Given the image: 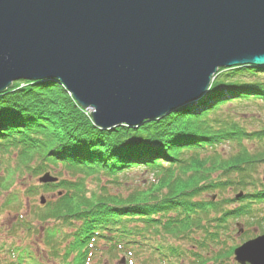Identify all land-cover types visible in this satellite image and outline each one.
<instances>
[{"label": "trees", "instance_id": "trees-1", "mask_svg": "<svg viewBox=\"0 0 264 264\" xmlns=\"http://www.w3.org/2000/svg\"><path fill=\"white\" fill-rule=\"evenodd\" d=\"M222 76L197 103L143 121L138 129L94 125L56 80L16 82L0 93V139L21 144V161L32 160L36 150L71 175L47 184L64 191L36 215L55 220L45 227L43 241L57 264H91L97 242L113 253L127 248L165 257L192 252L197 257L190 264H224L237 243L222 236L230 238L236 219L244 220L246 238L264 232V126L248 130L229 115L217 118L225 104L264 103V67L230 68ZM224 143L235 150L218 153L216 146ZM136 169L151 170L156 182L127 196L108 194L101 184L102 175L117 182L120 173ZM88 176L99 186L89 195ZM212 191L229 195L203 196ZM171 212L175 215L166 216ZM251 226L257 233L248 230ZM192 235H200L191 242L205 247L208 257L193 244L184 249L174 242ZM37 262L29 247L0 244V264Z\"/></svg>", "mask_w": 264, "mask_h": 264}, {"label": "water", "instance_id": "water-1", "mask_svg": "<svg viewBox=\"0 0 264 264\" xmlns=\"http://www.w3.org/2000/svg\"><path fill=\"white\" fill-rule=\"evenodd\" d=\"M240 66L264 67V0H0V93L54 79L103 129L195 103ZM234 257L264 264V234Z\"/></svg>", "mask_w": 264, "mask_h": 264}, {"label": "rangeland", "instance_id": "rangeland-1", "mask_svg": "<svg viewBox=\"0 0 264 264\" xmlns=\"http://www.w3.org/2000/svg\"><path fill=\"white\" fill-rule=\"evenodd\" d=\"M225 71L226 69L222 71L221 74L220 72L214 74L210 81V86L213 80L223 78L222 73ZM24 81L27 80H18L16 82H18L20 86H23L25 83ZM16 82H13L9 87L13 85L15 86ZM228 83V80L224 81V84ZM262 103L263 102L249 101L228 105L225 104L220 107L219 112L217 113L219 116L217 118L220 119L221 116L229 115L237 124L244 126L248 130L258 129L261 126H264V103ZM257 104L261 105L258 106ZM89 110H91V108H89ZM89 110H87L86 113H89ZM253 114L254 116L251 117ZM139 126L140 125H134L133 128L138 129ZM114 128L115 127L110 128V130ZM10 148V145H7L6 143H0V243L28 246L39 257V259L44 257L47 264H57V259L53 258L52 254L47 251V245L43 241V238L46 237L45 227H53L52 225H54L55 220L48 219L40 221L37 217L41 212L46 210L49 200L55 198V192L50 191L49 188L40 187L38 182L39 175L26 170L24 165L22 166L21 164V159L19 158L21 157L20 154L17 153L16 149L10 151ZM233 150H235V147L226 143L218 144L216 146V151L220 154H228ZM207 151L210 154L212 153V149L208 148ZM35 163H37V159ZM59 168L61 171L52 166V170L49 167V171L53 175L70 179L71 175L69 172H66L65 168H62V166H59ZM156 177L157 176L153 174L151 170L136 169L120 173L117 182H112L110 179L105 178V175H102L100 181L108 194L127 196L126 194H129L136 189L150 188L149 184L152 183V179ZM85 182V187L88 192L87 195H89L91 191H99V186L93 182L91 176H88ZM14 193L15 196L12 198L11 195ZM212 193L229 195L227 194L228 192L224 191H212L211 193L203 194V196L208 197L212 195ZM40 195H43L46 198L44 204H40L39 202ZM28 228H31V230L27 231ZM248 230L257 232V228L254 226L249 227ZM236 231V226H233L230 232V236L233 237V239L226 237L225 234H223L222 238L226 239V241L228 240V244L237 243L243 236L241 234L237 235ZM183 241L185 240H180V243L184 246H188V243H183ZM98 245L103 247L100 242ZM219 246H223V243ZM173 259L176 260L175 258ZM173 259H171L170 262H175ZM94 260L95 264H128L127 255H124V253H97ZM157 260L158 259L153 260L152 264H159ZM225 262L227 264H234L231 258ZM41 263H43V261ZM136 264H139L138 261ZM161 264L168 263L162 262Z\"/></svg>", "mask_w": 264, "mask_h": 264}, {"label": "bare ground", "instance_id": "bare-ground-1", "mask_svg": "<svg viewBox=\"0 0 264 264\" xmlns=\"http://www.w3.org/2000/svg\"><path fill=\"white\" fill-rule=\"evenodd\" d=\"M54 79H49V82H52Z\"/></svg>", "mask_w": 264, "mask_h": 264}]
</instances>
